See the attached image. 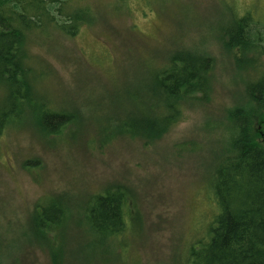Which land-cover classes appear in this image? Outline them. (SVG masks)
Here are the masks:
<instances>
[{"label":"rangeland","instance_id":"obj_1","mask_svg":"<svg viewBox=\"0 0 264 264\" xmlns=\"http://www.w3.org/2000/svg\"><path fill=\"white\" fill-rule=\"evenodd\" d=\"M251 1L83 0L75 35H31L28 61L42 99L0 136V264H173L200 240L206 223L198 218L214 213L213 173L228 145L218 124L246 104L251 75L236 69L227 46ZM252 11L262 18L264 0ZM177 51L214 59L209 95L187 99L183 120L157 141H106L110 120L140 107L127 93ZM47 112L71 118L63 133L36 125ZM109 189L125 193L129 210L115 237L96 233L86 217ZM38 203H62V232L34 236Z\"/></svg>","mask_w":264,"mask_h":264},{"label":"trees","instance_id":"obj_2","mask_svg":"<svg viewBox=\"0 0 264 264\" xmlns=\"http://www.w3.org/2000/svg\"><path fill=\"white\" fill-rule=\"evenodd\" d=\"M82 1L0 0V136L9 124L32 110L35 100L42 99L28 61L31 35L49 28L75 35L87 11ZM254 4L252 0L247 13L236 17L228 30L227 47L236 69L247 71L251 80L246 84L244 107L231 113L225 125L218 124L228 145L213 173L210 198L214 213L198 218L201 225L206 223L197 234L200 240L173 264H264V29L258 25L264 24V16H254ZM167 61L148 84L139 87L136 98L127 93V100L140 107H125L119 117L110 120L115 128L106 141L118 139L117 135L122 141H157L183 120L187 99L200 100L198 94H202V100L209 95L214 59L177 51ZM69 118L47 112L34 121L59 135L71 122ZM92 203L86 217L96 233L115 237L125 231L129 211L125 193L109 189L96 195ZM65 214L62 203H38L32 226L39 230L33 231L34 236L42 239L48 233L62 232Z\"/></svg>","mask_w":264,"mask_h":264}]
</instances>
